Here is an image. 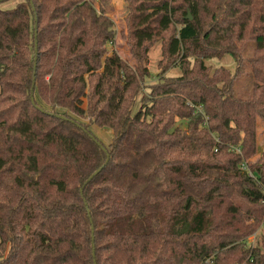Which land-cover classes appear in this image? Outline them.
Returning <instances> with one entry per match:
<instances>
[{"label":"trees","instance_id":"trees-1","mask_svg":"<svg viewBox=\"0 0 264 264\" xmlns=\"http://www.w3.org/2000/svg\"><path fill=\"white\" fill-rule=\"evenodd\" d=\"M6 1L0 264H264V0H128L134 65L108 50L110 0ZM225 55L248 61V97L206 65Z\"/></svg>","mask_w":264,"mask_h":264},{"label":"rangeland","instance_id":"rangeland-1","mask_svg":"<svg viewBox=\"0 0 264 264\" xmlns=\"http://www.w3.org/2000/svg\"><path fill=\"white\" fill-rule=\"evenodd\" d=\"M23 0H9L5 3L1 4V7L11 8L22 2ZM95 6L99 7V0H94ZM109 16L115 23V42L114 44H108V50H115L124 60L128 61L131 65L135 64V60L131 55V46L128 42V16L130 14V3L128 0H110L109 6ZM189 16L191 14L189 13ZM188 18V15L187 17ZM255 50V44L250 42L247 44V50L245 58L252 56ZM161 44L157 43L150 49L149 52V75L145 79V84L147 86L151 84H155L158 82L159 73L161 69L158 67V62L161 59ZM246 59V60H247ZM206 65L210 66L212 70H215L219 67H224L230 71V73H235V70H241L240 75L235 81V91L239 97L246 98L252 93L253 86L255 84L254 77L252 75L251 67L248 64V61L244 62V64L239 67L236 61L233 59L231 55H225L221 58H216L212 60H207ZM168 76H178V71H169L168 73H164ZM141 84V91L145 94V90ZM86 105V102H85ZM140 105V101H138L137 106ZM62 111V110H60ZM83 123L88 124V120H82ZM177 126L181 129H186L185 121H177ZM91 133L95 135L103 144L108 146L113 138V132L110 128L107 127H99L97 125H91L89 127ZM257 150L256 155L251 157L248 162H256L261 157V153L264 150V120L260 117L257 118V136H256ZM247 162V163H248ZM246 163V164H247ZM243 167H245V165ZM247 167V165H246ZM264 237V226L251 238L248 239V245L250 246H258L260 244L261 239Z\"/></svg>","mask_w":264,"mask_h":264},{"label":"water","instance_id":"water-1","mask_svg":"<svg viewBox=\"0 0 264 264\" xmlns=\"http://www.w3.org/2000/svg\"><path fill=\"white\" fill-rule=\"evenodd\" d=\"M2 1H3V0H0V3H1ZM188 18L191 19V16H188ZM36 36H37V34H36ZM36 44H37V42H36ZM100 171H101V169L97 170L96 173L94 174V176L97 175ZM92 178H93V177H92Z\"/></svg>","mask_w":264,"mask_h":264}]
</instances>
